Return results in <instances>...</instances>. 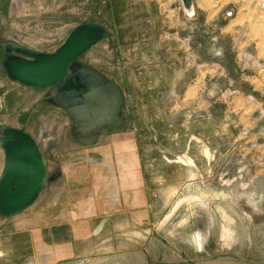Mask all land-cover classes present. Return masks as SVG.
Segmentation results:
<instances>
[{
  "label": "rangeland",
  "instance_id": "374dc122",
  "mask_svg": "<svg viewBox=\"0 0 264 264\" xmlns=\"http://www.w3.org/2000/svg\"><path fill=\"white\" fill-rule=\"evenodd\" d=\"M193 1L0 0V129L47 163L0 264H264L262 0ZM89 21L108 36L72 69L111 87L106 114L1 72L5 45L53 54Z\"/></svg>",
  "mask_w": 264,
  "mask_h": 264
},
{
  "label": "water",
  "instance_id": "95a60500",
  "mask_svg": "<svg viewBox=\"0 0 264 264\" xmlns=\"http://www.w3.org/2000/svg\"><path fill=\"white\" fill-rule=\"evenodd\" d=\"M187 19L195 17L193 0H181ZM108 36L106 29L93 22L76 27L53 54L33 51L17 43L3 47L1 72L12 82L28 89L52 90V96L74 93L70 114L89 120L96 112L107 113L109 96L101 79L94 73L82 76L72 69L73 63ZM77 75L79 77H77ZM104 110V112H103ZM0 148L4 167L0 176V218L17 216L29 209L47 184V163L32 136L21 129L3 126Z\"/></svg>",
  "mask_w": 264,
  "mask_h": 264
},
{
  "label": "flooded vegetation",
  "instance_id": "af4514ba",
  "mask_svg": "<svg viewBox=\"0 0 264 264\" xmlns=\"http://www.w3.org/2000/svg\"><path fill=\"white\" fill-rule=\"evenodd\" d=\"M81 70L80 69H76V73H78V75L82 76L81 74ZM77 75V77H79ZM110 96L107 97V102L105 103V111L109 112L110 110L113 109V102L112 100L109 99ZM55 99H57L60 103H64L66 107H73L74 106V100H75V97H74V93L72 92L71 95L67 96L63 93L61 94H56L55 96ZM71 110V109H70ZM103 110V112H104ZM99 112H96L95 114H97ZM101 114H103L102 112H100ZM74 114V113H73Z\"/></svg>",
  "mask_w": 264,
  "mask_h": 264
},
{
  "label": "built area",
  "instance_id": "2783aa9c",
  "mask_svg": "<svg viewBox=\"0 0 264 264\" xmlns=\"http://www.w3.org/2000/svg\"><path fill=\"white\" fill-rule=\"evenodd\" d=\"M261 9L264 10V0L261 2Z\"/></svg>",
  "mask_w": 264,
  "mask_h": 264
},
{
  "label": "crops",
  "instance_id": "0c3cea01",
  "mask_svg": "<svg viewBox=\"0 0 264 264\" xmlns=\"http://www.w3.org/2000/svg\"><path fill=\"white\" fill-rule=\"evenodd\" d=\"M194 2V1H193ZM194 7H195V4H194ZM195 15H196V8H195ZM2 254L0 253V256H1Z\"/></svg>",
  "mask_w": 264,
  "mask_h": 264
},
{
  "label": "bare ground",
  "instance_id": "6f19581e",
  "mask_svg": "<svg viewBox=\"0 0 264 264\" xmlns=\"http://www.w3.org/2000/svg\"><path fill=\"white\" fill-rule=\"evenodd\" d=\"M36 143H37V141H36ZM3 167H4V163H3ZM2 171H3V168H2ZM2 171H1V173H2ZM0 176H1V174H0Z\"/></svg>",
  "mask_w": 264,
  "mask_h": 264
}]
</instances>
